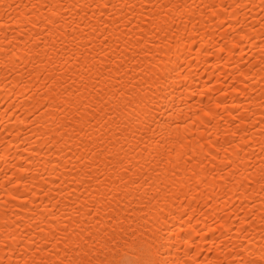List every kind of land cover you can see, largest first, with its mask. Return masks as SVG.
Listing matches in <instances>:
<instances>
[{
	"label": "bare ground",
	"instance_id": "1",
	"mask_svg": "<svg viewBox=\"0 0 264 264\" xmlns=\"http://www.w3.org/2000/svg\"><path fill=\"white\" fill-rule=\"evenodd\" d=\"M0 264H264V0H0Z\"/></svg>",
	"mask_w": 264,
	"mask_h": 264
}]
</instances>
